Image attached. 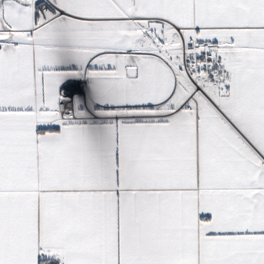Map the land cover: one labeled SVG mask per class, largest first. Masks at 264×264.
Returning <instances> with one entry per match:
<instances>
[{
  "label": "snow or ice",
  "instance_id": "1",
  "mask_svg": "<svg viewBox=\"0 0 264 264\" xmlns=\"http://www.w3.org/2000/svg\"><path fill=\"white\" fill-rule=\"evenodd\" d=\"M0 264H264V0H0Z\"/></svg>",
  "mask_w": 264,
  "mask_h": 264
}]
</instances>
